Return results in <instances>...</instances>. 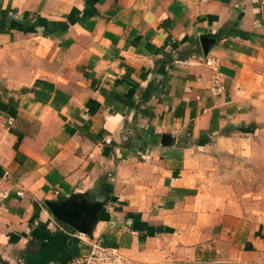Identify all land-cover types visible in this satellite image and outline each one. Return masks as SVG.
Returning a JSON list of instances; mask_svg holds the SVG:
<instances>
[{"label":"crops","instance_id":"1","mask_svg":"<svg viewBox=\"0 0 264 264\" xmlns=\"http://www.w3.org/2000/svg\"><path fill=\"white\" fill-rule=\"evenodd\" d=\"M0 185V264L77 256L72 195L125 264H264V0H0Z\"/></svg>","mask_w":264,"mask_h":264},{"label":"built area","instance_id":"2","mask_svg":"<svg viewBox=\"0 0 264 264\" xmlns=\"http://www.w3.org/2000/svg\"><path fill=\"white\" fill-rule=\"evenodd\" d=\"M206 64L213 70L209 89L213 94H218L223 89L221 74L214 60L207 59ZM17 194L22 196V190L17 191ZM8 195L9 190L0 185V209L3 206V201ZM60 227L63 228L62 225H60ZM75 233L78 234L85 243L80 249L79 254L64 264H125L126 258L117 248L105 245L100 239H88L86 235L82 233H77V231Z\"/></svg>","mask_w":264,"mask_h":264},{"label":"water","instance_id":"3","mask_svg":"<svg viewBox=\"0 0 264 264\" xmlns=\"http://www.w3.org/2000/svg\"><path fill=\"white\" fill-rule=\"evenodd\" d=\"M201 41L206 53L209 39L202 36ZM45 204L58 221L84 235L92 236L97 212L101 209L100 203L89 202L79 195H72L65 199L46 200Z\"/></svg>","mask_w":264,"mask_h":264}]
</instances>
